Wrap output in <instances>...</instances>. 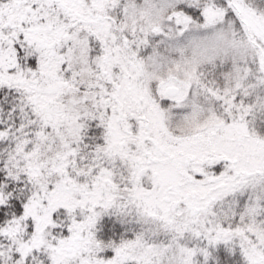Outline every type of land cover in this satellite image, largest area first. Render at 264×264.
<instances>
[{
	"label": "snow or ice",
	"instance_id": "6c2138e0",
	"mask_svg": "<svg viewBox=\"0 0 264 264\" xmlns=\"http://www.w3.org/2000/svg\"><path fill=\"white\" fill-rule=\"evenodd\" d=\"M0 264H264V0H0Z\"/></svg>",
	"mask_w": 264,
	"mask_h": 264
}]
</instances>
